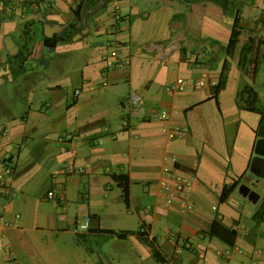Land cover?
Here are the masks:
<instances>
[{
  "label": "crops",
  "instance_id": "obj_1",
  "mask_svg": "<svg viewBox=\"0 0 264 264\" xmlns=\"http://www.w3.org/2000/svg\"><path fill=\"white\" fill-rule=\"evenodd\" d=\"M14 1L0 7V155L14 163L0 184V264L263 260L264 175L250 164L264 158L255 152L264 138V0ZM188 52L206 58L196 67ZM178 77L187 88L166 90ZM131 93L144 100L141 117L130 116ZM165 164L193 180L190 208L161 186ZM256 166L264 174V162ZM82 216L89 227L76 229ZM214 222L236 232L232 245L211 232ZM170 233L191 247L176 252Z\"/></svg>",
  "mask_w": 264,
  "mask_h": 264
},
{
  "label": "built area",
  "instance_id": "obj_2",
  "mask_svg": "<svg viewBox=\"0 0 264 264\" xmlns=\"http://www.w3.org/2000/svg\"><path fill=\"white\" fill-rule=\"evenodd\" d=\"M0 7L5 8L7 10H13L17 7V3L14 0H0ZM186 57L193 65L199 67L203 62V59L206 58V53L188 52L186 54ZM114 63H115L114 66L116 67L124 66V61L120 58H116ZM201 84L202 81L198 80L195 82L194 86L198 87ZM186 88H187V82L182 77H178L175 80L165 85V89L168 91H179V90H184ZM130 103H131L130 116L133 115V116L141 117L142 114L145 112V105L142 97L137 93H131ZM124 124L128 125V119L124 120ZM2 135H3V129L0 128V140L2 138ZM0 167L3 168L2 172L0 170V184H1L4 183L6 178L12 176L14 163L12 161L7 160L3 155H0ZM73 170H74L73 164L69 163L63 168L62 174L65 175L67 173L72 172ZM161 172H162V177L160 179L161 186L173 190L174 192L172 193L176 195H181L184 199V202L182 203L183 208H190L192 205L189 202V197H190V192L193 188V180L190 177L182 174L179 170H175V169L172 170L167 164L162 166ZM46 197L49 199H56L59 203L65 202L64 196L60 193L56 195H53V193H48ZM89 220H90L89 216L79 217L76 221V226H75L76 229H87L89 227ZM2 224L4 225L5 221L3 214L0 212V225ZM141 232L145 236L149 237V231L145 227L141 228ZM168 237L170 241L174 244V248L176 252H181L183 249L191 247V245L188 242L179 241V237L176 233H170ZM4 248H5V242L0 232V250ZM248 264H264V259L257 260L256 258H251Z\"/></svg>",
  "mask_w": 264,
  "mask_h": 264
},
{
  "label": "trees",
  "instance_id": "obj_3",
  "mask_svg": "<svg viewBox=\"0 0 264 264\" xmlns=\"http://www.w3.org/2000/svg\"><path fill=\"white\" fill-rule=\"evenodd\" d=\"M241 31V26L238 24L237 20L235 19L234 24L231 29L230 37L226 46V52L227 54H232L235 48V44L239 38ZM60 38H53V39H45L46 44H53ZM26 46V45H25ZM113 177L117 180L119 186H121L122 191H123V198L125 202H128V179L127 176L124 174H118V175H113ZM235 185V182L231 184L230 187L225 188L223 190V194H227ZM211 232L214 234L219 235L223 239H225L229 245H232V240L234 239L236 232L234 230H228L225 228H222V231L217 230V224L214 222L213 227L211 229ZM228 236V237H227Z\"/></svg>",
  "mask_w": 264,
  "mask_h": 264
},
{
  "label": "water",
  "instance_id": "obj_4",
  "mask_svg": "<svg viewBox=\"0 0 264 264\" xmlns=\"http://www.w3.org/2000/svg\"><path fill=\"white\" fill-rule=\"evenodd\" d=\"M261 146H264V138H260V139L257 140L256 146H255V152L256 153L264 154V153H261V151H260L261 150L260 149ZM257 161H263L264 162V158L263 157H254L252 159L251 164H250V170H251V172H254L257 175H261L262 176L264 174H261L260 172L257 171V166H256ZM242 188L244 189V191H243L244 194H247L250 199L256 200L257 195L253 191L249 192L248 188L245 187V186H243Z\"/></svg>",
  "mask_w": 264,
  "mask_h": 264
},
{
  "label": "rangeland",
  "instance_id": "obj_5",
  "mask_svg": "<svg viewBox=\"0 0 264 264\" xmlns=\"http://www.w3.org/2000/svg\"><path fill=\"white\" fill-rule=\"evenodd\" d=\"M243 39V38H242ZM261 72V71H260ZM261 78V77H260Z\"/></svg>",
  "mask_w": 264,
  "mask_h": 264
}]
</instances>
